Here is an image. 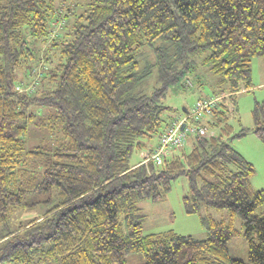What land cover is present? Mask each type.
<instances>
[{
    "label": "trees",
    "instance_id": "trees-1",
    "mask_svg": "<svg viewBox=\"0 0 264 264\" xmlns=\"http://www.w3.org/2000/svg\"><path fill=\"white\" fill-rule=\"evenodd\" d=\"M57 19L64 26L51 38ZM262 55L264 0H0V264H126L132 252L143 264H264V188L251 191L255 168L230 144L244 130L228 121ZM199 68L223 85L200 120L207 135H190L188 150L160 164H131L175 118L170 87L199 82ZM34 73L32 91L14 89ZM251 116L264 145V99ZM29 123L44 134L26 148ZM179 176L184 211L200 214L205 236L144 235L138 203L160 201ZM36 194L48 206L12 226ZM239 234L249 263L228 253Z\"/></svg>",
    "mask_w": 264,
    "mask_h": 264
},
{
    "label": "rangeland",
    "instance_id": "rangeland-1",
    "mask_svg": "<svg viewBox=\"0 0 264 264\" xmlns=\"http://www.w3.org/2000/svg\"><path fill=\"white\" fill-rule=\"evenodd\" d=\"M38 40L32 44L34 53L40 48ZM251 74L250 82L252 87L248 91H241L235 94V102L233 103L234 111L229 112V123L232 126V133H237L240 129L244 130V135L233 138L230 142L231 146L237 150L246 160L251 162L255 168V174L251 177V191L264 188V145L260 139L252 133V116L251 109L255 101L264 99V55L254 57L250 64ZM199 82L193 76L190 79L193 85L186 87L180 84L170 87L164 103L170 107L166 112L167 116H177L182 108H190L197 98H207L218 93L222 88L220 76L209 72L206 68H199ZM219 100H221L219 98ZM232 110V107H230ZM175 116V117H176ZM208 116L202 117V122L207 120ZM42 130L32 123H29L26 131V148H31L40 143L43 136ZM192 136H188L184 142L182 150L189 149V141ZM148 146L139 150H135L130 157V163H137L143 160V154L148 152L156 144V138L151 137L146 140ZM188 191V181L185 176H179L172 181L169 191L160 201L142 200L138 203V215L142 222V232L147 234H158L168 230H172L179 234H189L195 237H203L206 229L201 223L200 214H187L184 211L182 197ZM34 200H39L38 204L24 211L16 212L11 218V225L14 226L18 222H26L41 215L48 206L47 203L41 202L45 196L43 194L30 195ZM264 207L256 210L257 214H261ZM211 216L216 220H228L229 213L226 209L216 210L209 209ZM203 214V211L201 212ZM236 229L242 232V223L238 215L233 218ZM228 253L231 257L239 258L246 263L247 258V242L242 234L232 237L227 242ZM126 264H143L141 253L132 252L128 254Z\"/></svg>",
    "mask_w": 264,
    "mask_h": 264
},
{
    "label": "built area",
    "instance_id": "built-area-1",
    "mask_svg": "<svg viewBox=\"0 0 264 264\" xmlns=\"http://www.w3.org/2000/svg\"><path fill=\"white\" fill-rule=\"evenodd\" d=\"M63 19L53 21L50 37H56L63 28ZM38 73L32 74L29 79L19 81L14 89L17 92H30L37 84ZM220 97L212 96L207 99L197 98L186 113L176 116L157 136V142L151 150L143 154V162L153 161L160 164L164 155L171 150H179L183 146L188 135L196 134L198 136L207 135L206 129L200 123L204 116H209L212 109L216 106Z\"/></svg>",
    "mask_w": 264,
    "mask_h": 264
},
{
    "label": "water",
    "instance_id": "water-1",
    "mask_svg": "<svg viewBox=\"0 0 264 264\" xmlns=\"http://www.w3.org/2000/svg\"><path fill=\"white\" fill-rule=\"evenodd\" d=\"M182 110L185 112L186 111L185 107H183Z\"/></svg>",
    "mask_w": 264,
    "mask_h": 264
}]
</instances>
